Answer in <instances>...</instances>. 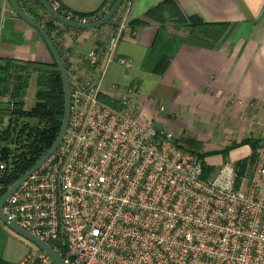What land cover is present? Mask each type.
<instances>
[{
    "label": "built area",
    "instance_id": "1",
    "mask_svg": "<svg viewBox=\"0 0 264 264\" xmlns=\"http://www.w3.org/2000/svg\"><path fill=\"white\" fill-rule=\"evenodd\" d=\"M47 2L81 23L110 7L78 16ZM116 43L110 36L86 53L89 75L68 69L65 133L3 214L65 264H264V146L242 172L223 161L205 174V161L173 133L137 119L131 88L115 106L107 101L99 83ZM17 264L56 263L36 247Z\"/></svg>",
    "mask_w": 264,
    "mask_h": 264
},
{
    "label": "crops",
    "instance_id": "2",
    "mask_svg": "<svg viewBox=\"0 0 264 264\" xmlns=\"http://www.w3.org/2000/svg\"><path fill=\"white\" fill-rule=\"evenodd\" d=\"M56 1L67 11L89 13L105 0ZM30 5L68 69L79 75L90 73L86 53L102 48L110 36L117 37L99 86L114 103L131 88L139 121L152 122L176 138L188 136L199 145L214 144L205 151H218L215 154L243 139L264 146V0H123L111 24L88 30L65 26ZM190 15L224 25L212 47L185 41L187 31L182 23ZM135 20L142 24L132 25ZM162 53L170 58L157 74L152 68ZM119 57L127 58L129 66L119 64ZM0 59L52 63L37 30L7 3L0 18ZM210 127L223 131L216 143H208L215 132L212 129L208 134ZM250 153L249 144L234 150L241 161ZM203 160L209 165L219 163L214 156ZM11 241H17L14 234L0 222V263H18L25 255L22 247L15 253L8 246Z\"/></svg>",
    "mask_w": 264,
    "mask_h": 264
},
{
    "label": "trees",
    "instance_id": "3",
    "mask_svg": "<svg viewBox=\"0 0 264 264\" xmlns=\"http://www.w3.org/2000/svg\"><path fill=\"white\" fill-rule=\"evenodd\" d=\"M20 1L27 9V13L34 18L38 16L30 5L32 3L35 7L41 8L35 0ZM113 2L114 0H105L97 10L89 13H72L78 16H91L102 12L104 7L110 6ZM113 19L114 16L105 25L111 24ZM131 24L141 25L142 22L135 20ZM182 25L187 31L185 41L208 48L217 42L224 30L223 24L204 22L196 15L188 16ZM169 58L170 55L162 53L154 63L152 71L157 74L163 72ZM64 64L68 71V66L65 62ZM32 75H35V102L30 109H25L23 98ZM107 101L113 106L116 105L108 99ZM62 116V84L55 64L0 59V162L5 164L4 170L0 172V196L51 146L59 131ZM176 142L179 147L197 154L201 159L218 152L197 151L199 142L188 136L176 138ZM242 144H249L251 153L248 159L235 164L240 172L247 161H253L256 149L262 144L252 139H243L240 143H233L219 151L224 153ZM213 170L214 167L204 164L205 174Z\"/></svg>",
    "mask_w": 264,
    "mask_h": 264
},
{
    "label": "water",
    "instance_id": "4",
    "mask_svg": "<svg viewBox=\"0 0 264 264\" xmlns=\"http://www.w3.org/2000/svg\"><path fill=\"white\" fill-rule=\"evenodd\" d=\"M39 6L45 11L50 17L58 21L59 23L76 29H96L105 25L116 13L117 9L123 2V0H114V2L110 5L109 9L96 21H92L89 23H81L74 20H70L65 18L63 15L58 13L55 9H53L46 0H35ZM7 3V5L11 8V11L17 15L21 20L25 23L32 26L37 32L40 34L43 39L47 49L50 52L52 57V63L56 65L58 70L61 84H62V93H63V116L60 124L59 131L52 142L51 146L46 150V152L38 159L34 165L27 170L21 177H19L10 187L6 189V191L0 196V221L7 226L9 229L14 231L15 233L23 236L27 240L34 243L38 248L44 250L56 264H65L63 259L58 255V253L53 250L48 245L43 244L33 235H31L26 230L22 229L14 222L7 219V217L2 212V206L5 203L6 199L11 195L56 149L60 140L62 139L68 122L69 116V82H68V74L64 64V61L54 45L49 33L44 28V26L37 21L35 18L29 15L19 4L18 0H0V18L2 15L3 4ZM52 243L60 247L61 241L59 239L53 240Z\"/></svg>",
    "mask_w": 264,
    "mask_h": 264
},
{
    "label": "rangeland",
    "instance_id": "5",
    "mask_svg": "<svg viewBox=\"0 0 264 264\" xmlns=\"http://www.w3.org/2000/svg\"><path fill=\"white\" fill-rule=\"evenodd\" d=\"M35 76L34 75H32L31 77H30V80H29V84H28V86H27V89H26V91H25V94H24V98H23V101H24V108L25 109H30L32 106H33V104H34V102H35V96H34V94H35ZM211 128V127H210ZM212 129H215V132H214V134L212 135V134H210V140L211 141H209L208 143H211V142H213V143H216V142H218L219 141V139H221L222 138V129H219V128H211L209 131H207L208 132V134L209 133H212ZM207 134V135H208ZM174 135V134H173ZM212 135V136H211ZM175 136V135H174ZM192 138H194V137H192ZM209 139V138H208ZM231 144H233V143H231ZM230 144V145H231ZM212 145H214V144H204V145H199V147H196V150L197 151H200V152H204L206 149H208V148H212ZM238 147H240V145H238V146H236V147H234V148H232V149H230L229 151H226V152H224V153H222V152H219V153H217V154H213V155H209V156H214V157H217L218 159H219V163H218V165L220 164V163H222L223 161H230V162H232V163H234V164H237L238 162H240L241 160V158H237L236 156L237 155H235L234 154V150L236 149V148H238ZM236 153V152H235ZM216 159V158H215ZM208 164V163H207ZM209 165V164H208ZM209 166H211V167H214V169H216L218 166L217 165H209ZM1 222V221H0ZM1 224L4 226V224L1 222ZM10 232H12L13 234H14V236H15V238H16V240L18 241H16V242H9L8 243V246L10 247V248H12V250H14L15 251V253H17V252H19V250L18 249H20L21 247V249H23L24 250V253H26L29 249H34V248H36L37 246L34 244V243H32L31 241H29V240H27L26 238H24L23 236H21V235H19V234H17V233H15L14 231H12L11 229H9L7 226H5ZM20 242V243H19ZM1 243L3 244V240L1 241ZM4 244H5V242H4ZM22 245H24V246H22ZM23 253V254H24Z\"/></svg>",
    "mask_w": 264,
    "mask_h": 264
}]
</instances>
